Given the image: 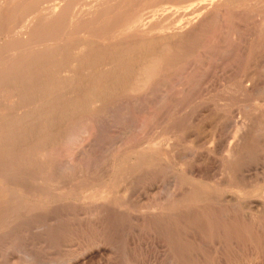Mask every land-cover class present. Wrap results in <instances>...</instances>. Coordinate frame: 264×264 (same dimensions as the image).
<instances>
[{
  "label": "rangeland",
  "instance_id": "374dc122",
  "mask_svg": "<svg viewBox=\"0 0 264 264\" xmlns=\"http://www.w3.org/2000/svg\"><path fill=\"white\" fill-rule=\"evenodd\" d=\"M162 1H139L142 6L137 8L145 18L128 26L133 33L142 27L147 31L151 22L150 27L161 26L160 34L165 32L153 35L176 37L174 42L164 39L170 44L162 41L170 45V60L167 55V63L160 64L146 89L132 95L123 91L124 100L115 99L111 109L89 116L75 156L62 155L81 168L62 172L67 184L62 173L49 175L57 177L49 179L51 201L48 196L25 197V201H50L49 207L59 205L47 212L55 214L56 221L43 235L46 243L41 237L36 245L43 261L64 263L104 247L106 252L84 264H264V0ZM171 27L176 33L191 29L190 34L178 38L174 32L173 37ZM137 57L133 63L139 62ZM120 80L110 81L119 87L130 82ZM108 81L102 84L116 88ZM69 118L51 119L53 126L62 124L53 134L58 141L51 135L50 145L42 147L39 156L53 150L54 158L61 159L57 142L64 143L70 123L79 125V119ZM74 125L72 129L78 126ZM77 128L65 134H74ZM118 163L122 170L128 166L125 175L115 173ZM171 192L186 193L190 201L174 206L167 200ZM101 202L111 205L96 208ZM152 204L167 210L155 215L148 210Z\"/></svg>",
  "mask_w": 264,
  "mask_h": 264
},
{
  "label": "bare ground",
  "instance_id": "6f19581e",
  "mask_svg": "<svg viewBox=\"0 0 264 264\" xmlns=\"http://www.w3.org/2000/svg\"><path fill=\"white\" fill-rule=\"evenodd\" d=\"M136 1L138 0H0V264H84L87 261H92L100 252L105 251L104 247H97L95 250H88L86 253H83L80 258L73 257L64 263H60L63 261L51 263L43 261L44 259L41 260L37 254L39 249L38 247L36 248V245L43 240V243H46L43 235L50 226H53L50 224L51 221H56L55 214L47 215V212H53L51 211L52 209L56 211L58 210L57 206H59L52 203L54 207H49L51 201L50 195L53 196V191L51 192L53 182H51L52 185H49L51 181L49 179L57 178L54 176L49 178V175L56 172L57 174L55 175L60 176L61 174L59 173L65 172V170L77 167L79 169L81 168V165L79 167L78 164H74V161L68 162L63 160L62 155L75 156L76 151H74V147L77 142H79V138L81 139L80 132L87 128L85 125H89V116L111 109V104H113V100L115 99L120 101L122 98L124 100V97H120L123 91L134 93V91L140 90V88L146 89L145 87L150 83V80L153 79L155 73L158 72L159 66H162L160 64H163V61L167 60L165 58H167V55L171 51V48H169L170 45H166L169 41L166 43L164 41L165 38L156 36V31H160L158 30L161 27L160 25H158V27H160L157 29V25H151L150 27L151 22H149V27H146L148 28L147 31L140 25L142 27L140 29L142 30L138 29L139 31L134 33L133 31L131 32L132 28L130 29L128 25L132 22L138 23L139 25L140 22L137 21H142L144 16V14H140L141 11L137 8V6L139 7L140 5L139 1L143 0H139L138 4L134 5ZM172 1L173 0H170L168 3H173ZM186 1H184V4ZM219 1H223L224 3L234 2V0ZM158 3L159 2H157V4ZM153 4L155 5V3ZM135 23L133 25H135ZM172 27L171 30L167 28L169 32L171 31V36L174 32V35L178 38L183 36V38H185L186 35L189 36L190 34L191 29L184 33H176L177 30L173 32L175 27L174 29ZM184 29H186V27ZM154 32L156 35H153ZM178 32H180L179 29ZM169 39L166 37L165 40ZM162 41L166 44H163ZM172 41L170 42L172 43ZM170 42L168 44H170ZM135 55L139 58L138 63L132 62ZM169 55L172 54L170 53ZM168 60H170V58ZM127 77L130 78V80H128L131 82V85H128L130 82H127L125 83L126 85L120 87L119 84H117V87L116 84L114 85L115 82L110 81L112 79L114 81L121 79L122 81H120L122 84L124 78L127 80ZM105 79H109L110 82H113L114 86L111 85L113 87L116 86V88H109L104 85L105 83L102 84ZM108 84L110 85V83ZM117 88H119L121 92H117ZM133 93H131V95ZM124 95L127 97L125 93L123 96ZM112 97L114 99H112ZM116 100L114 103H116ZM56 117H64L65 119L72 117V119L80 120H77L79 125L70 123V125H78L76 126L78 128L75 129L77 132L74 134L71 133V135H67L65 133L69 130H66L65 133V130H59V132L63 131V136H65V138L70 135L69 138H64V143L57 142V144H60V147H56L58 151L54 149L56 154L59 152L62 160L58 158L56 160L54 158L53 150L50 151L49 154L41 153V156H39L38 153L42 147L46 148L50 145L51 138L55 137L53 134H58L55 132L58 130L56 127H60L59 125L62 124H58V121L56 122L58 125L55 123V126H53L51 123V119ZM65 119L64 121H66ZM60 123H63V121ZM64 124H68L67 121L66 123L64 122ZM72 125L70 126L71 130L74 131L76 127L72 129ZM95 127L96 126H94L93 129H95ZM71 130L69 132H73ZM59 135L62 137L61 133ZM55 138L57 139V136ZM86 139L87 138L84 140ZM56 141H58V139ZM80 141H82V139ZM51 146H53V143ZM81 151L84 150H80V152ZM146 156V154L145 156L143 154V157ZM117 158H119V156ZM79 161L82 160L80 159ZM107 162L109 163V161ZM119 167V170L115 173L122 174L121 172L123 171L124 174V172L126 173L128 171V166L126 168L124 167L125 171L122 170V165H119ZM109 169H111V166ZM75 170L78 171V169H73L72 171ZM64 174L65 175L62 173V180H64L66 176V173ZM122 178L123 176L121 179ZM66 181L67 178L64 182ZM67 183L68 181L66 184ZM57 184H59V182ZM27 194L39 195L42 199L48 196L50 201L43 200L44 203H41L42 200L40 203L32 202V200L25 201ZM122 196H124V194ZM188 197L189 195H186V193L171 192L170 196H167V200L170 199L169 202L174 206H180L179 204L190 201ZM75 199L76 198H74V200ZM102 202L96 208L102 209L103 207L111 205V203ZM58 203L60 202H57V204ZM157 203L155 204L157 205ZM156 205L152 207L149 206L150 208L148 209L154 212L155 215L160 214L162 210L165 209ZM82 206L83 205H81V207ZM68 212L71 211L68 210ZM126 213L127 212H125V214ZM190 213H192V211H190ZM187 214L188 213H186V215ZM60 216L58 215V218ZM65 218L67 217L65 216ZM134 218V220H136V217ZM118 219L120 221V218ZM57 221L59 222V219ZM86 228H88V226ZM105 230L107 229L105 228ZM32 235L37 236L38 239L36 241L33 240V238L30 237ZM105 239L107 240V238Z\"/></svg>",
  "mask_w": 264,
  "mask_h": 264
}]
</instances>
